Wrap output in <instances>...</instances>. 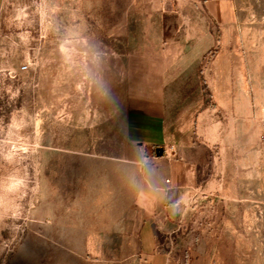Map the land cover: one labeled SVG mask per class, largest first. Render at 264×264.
Wrapping results in <instances>:
<instances>
[{
    "label": "rangeland",
    "instance_id": "obj_1",
    "mask_svg": "<svg viewBox=\"0 0 264 264\" xmlns=\"http://www.w3.org/2000/svg\"><path fill=\"white\" fill-rule=\"evenodd\" d=\"M224 1L216 20L192 0H3L0 264H145L125 109L150 35L188 57L173 84L203 89L178 259L263 264L264 0Z\"/></svg>",
    "mask_w": 264,
    "mask_h": 264
},
{
    "label": "crops",
    "instance_id": "obj_2",
    "mask_svg": "<svg viewBox=\"0 0 264 264\" xmlns=\"http://www.w3.org/2000/svg\"><path fill=\"white\" fill-rule=\"evenodd\" d=\"M184 2L188 0H176ZM214 19L223 17L224 0H192ZM3 0H0V12ZM152 32V24L149 25ZM171 41L150 38L132 52V99L127 104L126 127L142 154L137 158L138 179L133 191V220L138 256L145 264H181L182 250L176 239L185 240L186 201L204 183L208 153L198 134L203 89L173 84V71L188 57L172 55ZM175 60V61H174ZM126 78L128 76L126 75ZM127 91H125V94ZM163 148L161 157L156 149Z\"/></svg>",
    "mask_w": 264,
    "mask_h": 264
},
{
    "label": "water",
    "instance_id": "obj_3",
    "mask_svg": "<svg viewBox=\"0 0 264 264\" xmlns=\"http://www.w3.org/2000/svg\"><path fill=\"white\" fill-rule=\"evenodd\" d=\"M163 154H164V149H163V148H158V149H156V155H157L158 157L163 156Z\"/></svg>",
    "mask_w": 264,
    "mask_h": 264
},
{
    "label": "built area",
    "instance_id": "obj_4",
    "mask_svg": "<svg viewBox=\"0 0 264 264\" xmlns=\"http://www.w3.org/2000/svg\"><path fill=\"white\" fill-rule=\"evenodd\" d=\"M260 255H261V258L263 259V264H264V249L261 251Z\"/></svg>",
    "mask_w": 264,
    "mask_h": 264
}]
</instances>
